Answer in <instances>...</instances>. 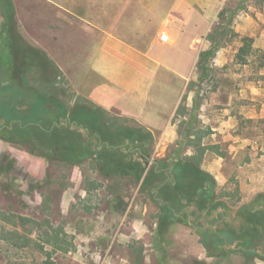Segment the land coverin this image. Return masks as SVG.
Listing matches in <instances>:
<instances>
[{
  "label": "rangeland",
  "instance_id": "374dc122",
  "mask_svg": "<svg viewBox=\"0 0 264 264\" xmlns=\"http://www.w3.org/2000/svg\"><path fill=\"white\" fill-rule=\"evenodd\" d=\"M171 1L161 0L160 13ZM213 2L216 6L195 0L198 6L189 8L207 21L199 39V53L206 54L201 66L199 53L195 59L169 133L154 134L133 119L104 112L109 123L116 117L124 129L139 128L141 136L133 140H100L95 127L71 118L76 105L96 108L78 92L80 71L71 65L72 56H49L31 40L19 41L15 13L10 18L0 9V111L11 115L12 101L40 105L42 97L20 85L46 91L65 110L51 130L39 121L11 120L0 127V264H40L45 252L55 264H264V246L252 240L257 226L249 219L250 203L264 193V106L259 101L264 100V47L257 45L255 33L264 0ZM245 15L252 26L241 24ZM18 44L41 49L52 73L39 72L30 59L26 76L24 70L16 74L9 48ZM181 44L169 55L185 70L193 56ZM219 88L232 92L226 110L209 103ZM243 90L262 95L242 99ZM53 102L42 108L50 121L60 110ZM26 111L20 107L18 114ZM5 121L0 113V124ZM32 129L47 141H73L80 155L66 160L47 145L32 147ZM146 132L150 135L141 140ZM14 133L19 141L12 139ZM190 158L205 179L194 173L179 189L174 171L191 165ZM164 207L171 210L168 219ZM12 229L26 235L27 244L3 239V230ZM228 229L243 238L211 244V234ZM245 240L249 246L242 248Z\"/></svg>",
  "mask_w": 264,
  "mask_h": 264
},
{
  "label": "crops",
  "instance_id": "0c3cea01",
  "mask_svg": "<svg viewBox=\"0 0 264 264\" xmlns=\"http://www.w3.org/2000/svg\"><path fill=\"white\" fill-rule=\"evenodd\" d=\"M12 1L17 36L31 40L28 43L49 56L71 55V65L80 71L78 92L89 103L133 119L154 134L169 133L206 28L207 21L189 9L198 6L195 0H172L161 13V0ZM213 1L211 6H216ZM258 17L257 45L264 47V14ZM154 19H158L155 28L151 27ZM252 21L245 15L240 22L252 26ZM162 30L170 40L159 39ZM178 44L193 56L185 70L169 55ZM261 95L240 92V98L248 100ZM259 101L264 106V100ZM209 103L226 110L232 105V92L216 89ZM245 107L241 113L245 114Z\"/></svg>",
  "mask_w": 264,
  "mask_h": 264
},
{
  "label": "trees",
  "instance_id": "16d2710c",
  "mask_svg": "<svg viewBox=\"0 0 264 264\" xmlns=\"http://www.w3.org/2000/svg\"><path fill=\"white\" fill-rule=\"evenodd\" d=\"M1 2V9L3 12V15L14 18V7H13V2L12 0H0ZM19 38V36H17ZM23 40L21 38L18 39ZM7 45V44H6ZM242 50V48H240ZM9 51L12 54V58L14 59L15 62V68L17 69L16 74L19 73V71L24 70V73L22 72V76H26V72L30 71V67L27 65L29 64L28 61L32 59V63L39 69L40 71H43L45 73H52L50 71V67L52 66L51 60L48 58V56L39 48L35 47H25L22 44H18L17 48L10 49ZM206 52H200L198 56V65L201 66V61L204 60ZM44 59L46 63L42 60ZM30 62V61H29ZM24 68V69H23ZM48 75V74H47ZM21 88H26L27 92L31 93L34 95H39L42 97V100H40V105L33 101L32 104H30L29 111H27L24 115H19L18 111L20 110V106L15 104V101H12L9 103V107L11 110H13V113L11 115H7L4 111H0V113L5 117L6 121L4 124L1 125H7L11 120H19L22 124L21 125H26L28 123H35L38 122L41 124V127L43 129H47L49 127V124L51 123V119L44 118V111L43 107L47 106V102L49 101H54L52 96L46 91L35 88L33 85H22ZM41 93V94H40ZM54 103V102H53ZM58 102H55L54 105H56ZM59 104V105H58ZM57 106H59L58 110L56 111L54 116L55 119H58L59 116H62L65 114V110L62 103H58ZM95 107V106H94ZM45 110V109H44ZM182 111V110H181ZM79 113V114H76ZM70 117L77 120V121H82L85 125L95 127L98 131L99 138L100 140L104 139L105 137H112L116 140H120L123 137H130L131 140L136 139V137H140L139 131L137 129L139 128H123L121 125H119L118 120L116 117L113 118L111 123H109L107 120H104V111L101 110L99 107L96 106V108L92 107H87L84 105H76L73 107L72 111L69 113ZM48 122V124H46ZM50 122V123H49ZM110 128L111 131L109 130ZM113 132H116L113 134ZM5 134H8L7 131ZM16 134V133H14ZM127 135V136H126ZM150 133L146 132V136L141 137V140L147 139ZM12 139L15 140H20L19 135H13ZM30 138H31V145L32 147H35L37 144L40 143V145H44L49 148L50 151L56 153L54 154L55 156H58L60 159H66V160H71L73 157L76 158L80 155V152L77 150L78 145L75 144L73 141L70 140H64L61 141L58 139L57 141L51 142L47 141V136L43 134L39 129H32L30 131ZM34 151V150H33ZM141 155L146 158V151L140 152ZM64 155V157H63ZM192 158H190L191 160ZM191 165H185L183 166L180 170H175L174 175H175V180H176V185L180 189L181 183H184L187 185V180L190 181V177L192 174L196 173L198 174L197 176L200 179H205L204 176L202 175L201 169L197 166V161L196 160H191ZM206 176V175H205ZM209 177L212 182L213 178L211 176ZM190 185V184H189ZM188 185V186H189ZM212 188V186H211ZM210 189V188H209ZM211 194H212V189H211ZM212 198V195H211ZM250 207L253 209L252 215L249 219H254L255 220V225L257 228L253 229L252 232V240H255L260 243L261 246H264V193L258 194L255 199L250 203ZM164 216L165 218L168 219V215H170V208L164 207L163 208ZM263 226V227H262ZM234 235L232 238L230 235ZM3 239L10 240L12 243L16 245L20 244H27L28 237L24 234L19 233L17 230L12 229V230H3L2 235ZM243 238L241 234L235 235L232 230H220L218 231L217 234H211V244H217V242L220 243H225V244H230L232 240H239ZM250 243V242H249ZM248 242L245 240L242 242V248H245ZM38 246H41V249L43 248L41 244H37ZM264 248V247H263ZM46 257L40 264H55L53 261L50 260V253L45 252Z\"/></svg>",
  "mask_w": 264,
  "mask_h": 264
},
{
  "label": "flooded vegetation",
  "instance_id": "af4514ba",
  "mask_svg": "<svg viewBox=\"0 0 264 264\" xmlns=\"http://www.w3.org/2000/svg\"><path fill=\"white\" fill-rule=\"evenodd\" d=\"M13 60V64H15V62H14V59H12ZM45 63H46V61L44 60V59H42ZM24 69V68H23ZM50 69V68H49ZM16 75V74H15ZM22 85H20V87H21ZM48 104V103H47ZM20 107L21 108H26V110L27 111H29V108H30V106H29V104H21L20 105ZM26 111V112H27ZM52 116H54V114H52ZM64 116V115H63ZM55 117V116H54ZM62 118V116H59L58 117V119H55V120H53V121H51V123L49 124V127L46 129V130H51L52 129V127L53 126H55L56 124H57V122L60 120ZM3 122V121H2ZM2 124H4V123H2ZM46 124H48V122H46ZM98 132V131H97ZM100 139V138H99ZM58 139H55V140H52V142H54V141H57Z\"/></svg>",
  "mask_w": 264,
  "mask_h": 264
},
{
  "label": "built area",
  "instance_id": "2783aa9c",
  "mask_svg": "<svg viewBox=\"0 0 264 264\" xmlns=\"http://www.w3.org/2000/svg\"><path fill=\"white\" fill-rule=\"evenodd\" d=\"M159 39L162 41H168L170 39L168 32L165 30L160 31Z\"/></svg>",
  "mask_w": 264,
  "mask_h": 264
}]
</instances>
